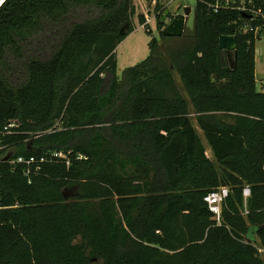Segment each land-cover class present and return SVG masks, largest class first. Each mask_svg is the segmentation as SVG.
Instances as JSON below:
<instances>
[{"label":"trees","instance_id":"trees-1","mask_svg":"<svg viewBox=\"0 0 264 264\" xmlns=\"http://www.w3.org/2000/svg\"><path fill=\"white\" fill-rule=\"evenodd\" d=\"M257 10L264 0H195L180 37L157 14L163 48L152 40L118 78L133 0L4 2L0 129L19 134L1 142L0 264H264ZM222 35L236 38L231 62ZM17 156L46 162L28 182L5 161ZM220 187L216 220L204 198Z\"/></svg>","mask_w":264,"mask_h":264},{"label":"rangeland","instance_id":"rangeland-1","mask_svg":"<svg viewBox=\"0 0 264 264\" xmlns=\"http://www.w3.org/2000/svg\"><path fill=\"white\" fill-rule=\"evenodd\" d=\"M155 1L156 0H133V4L135 6V15L131 19L133 31L118 45L115 50L117 59L116 74L118 78L122 77V72L126 68L138 64L150 55V44L152 40H155L160 47L163 48L165 43H163L159 31L156 29L157 14L161 16V19L165 17L164 22L167 25L170 22L169 19L173 18L177 14L183 13V9L185 7L190 8V13L185 24V30H193L195 0H158L157 10L154 9ZM138 15L143 16L144 21L150 30V35L145 32L144 26H141L138 23ZM175 78L178 80L177 76H175ZM255 78L257 90L264 92V89L261 88V84L264 83V33L255 44ZM193 124L196 128L194 122ZM196 130L203 141L207 155L212 158L211 151L206 145L200 131L197 128ZM259 254L261 258H263L264 251L259 249Z\"/></svg>","mask_w":264,"mask_h":264},{"label":"built area","instance_id":"built-area-1","mask_svg":"<svg viewBox=\"0 0 264 264\" xmlns=\"http://www.w3.org/2000/svg\"><path fill=\"white\" fill-rule=\"evenodd\" d=\"M242 12L246 11L245 8L240 9ZM255 16H259L262 19H264V13L260 10L257 11H250ZM261 88L264 89V83L261 84ZM18 125L14 121L7 122L1 129H0V151L4 150L6 146L2 144V138L5 136H15L18 135L19 132L17 131ZM39 136V135H37ZM29 140V139H28ZM27 140V141H28ZM50 157L62 159L64 156L61 153H50ZM6 162H9L10 165H21L24 169V175L28 178V182H30V175H35L40 170L41 165H43L46 162V158L43 156L40 157H24V156H17L16 158H6ZM228 194V189L226 187H220L218 189H215L210 194L207 195L206 198H204V201L208 205L209 211L214 215L215 219L218 220L220 218L221 213V206L224 198ZM250 195V191L248 187H244L242 191L243 199L246 200ZM0 209H2L0 207Z\"/></svg>","mask_w":264,"mask_h":264},{"label":"water","instance_id":"water-1","mask_svg":"<svg viewBox=\"0 0 264 264\" xmlns=\"http://www.w3.org/2000/svg\"><path fill=\"white\" fill-rule=\"evenodd\" d=\"M8 0H0V7L4 2ZM190 13V8L185 7L183 9V13L177 14L170 20V22L165 26L162 31V36L164 37H180L185 31V24L187 22V17ZM243 16L250 17L247 14L243 13ZM162 21L165 20V17L161 19ZM129 23L125 22L119 33L124 34L128 31ZM233 29L234 26H231ZM218 47L220 50H223L227 53V57L229 61H232L233 53L236 49V38L232 35H222L218 38Z\"/></svg>","mask_w":264,"mask_h":264},{"label":"flooded vegetation","instance_id":"flooded-vegetation-1","mask_svg":"<svg viewBox=\"0 0 264 264\" xmlns=\"http://www.w3.org/2000/svg\"><path fill=\"white\" fill-rule=\"evenodd\" d=\"M173 19V18H172ZM169 20H171V19H169Z\"/></svg>","mask_w":264,"mask_h":264}]
</instances>
